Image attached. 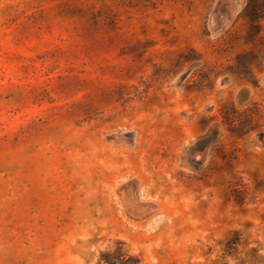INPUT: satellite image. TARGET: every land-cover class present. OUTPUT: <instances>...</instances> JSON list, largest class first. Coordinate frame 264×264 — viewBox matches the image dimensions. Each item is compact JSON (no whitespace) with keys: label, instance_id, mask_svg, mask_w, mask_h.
Returning a JSON list of instances; mask_svg holds the SVG:
<instances>
[{"label":"rangeland","instance_id":"1","mask_svg":"<svg viewBox=\"0 0 264 264\" xmlns=\"http://www.w3.org/2000/svg\"><path fill=\"white\" fill-rule=\"evenodd\" d=\"M245 6L0 0V264H264Z\"/></svg>","mask_w":264,"mask_h":264},{"label":"trees","instance_id":"2","mask_svg":"<svg viewBox=\"0 0 264 264\" xmlns=\"http://www.w3.org/2000/svg\"><path fill=\"white\" fill-rule=\"evenodd\" d=\"M245 16H248L252 22L264 18V0H246V6L242 10Z\"/></svg>","mask_w":264,"mask_h":264},{"label":"bare ground","instance_id":"3","mask_svg":"<svg viewBox=\"0 0 264 264\" xmlns=\"http://www.w3.org/2000/svg\"><path fill=\"white\" fill-rule=\"evenodd\" d=\"M234 2V1H233ZM232 2V3H233ZM218 5V4H217ZM234 6V5H233ZM213 15H215V14H213ZM213 15H212V17H211V19L213 18ZM216 16V15H215ZM221 16V15H220ZM217 18V17H216ZM216 18H214V19H216ZM216 21V20H215ZM210 139V137H208V138H205V139H203L202 140V142H207L208 140ZM198 156L197 157H200V158H202V159H204L205 157H206V155H207V149H202V150H200L199 152H198V154H197Z\"/></svg>","mask_w":264,"mask_h":264},{"label":"water","instance_id":"4","mask_svg":"<svg viewBox=\"0 0 264 264\" xmlns=\"http://www.w3.org/2000/svg\"><path fill=\"white\" fill-rule=\"evenodd\" d=\"M229 10L231 11V7H230ZM202 147L204 148L205 146H202ZM193 151H194V149H191V150L189 151V154H190L191 157L193 156ZM192 161L197 162V163H201V161H196V160L194 159V157H192Z\"/></svg>","mask_w":264,"mask_h":264}]
</instances>
